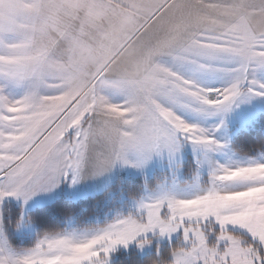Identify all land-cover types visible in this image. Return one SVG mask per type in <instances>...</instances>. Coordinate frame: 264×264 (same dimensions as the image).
Returning <instances> with one entry per match:
<instances>
[{
	"label": "snow or ice",
	"instance_id": "obj_1",
	"mask_svg": "<svg viewBox=\"0 0 264 264\" xmlns=\"http://www.w3.org/2000/svg\"><path fill=\"white\" fill-rule=\"evenodd\" d=\"M257 97L264 0H0V206L155 157L178 169L186 144L223 152V121L205 127L181 113L226 116ZM130 200L127 213L45 231L23 250L10 243L0 207V264H112L120 247L174 235L178 243L163 254L157 244L150 264H264V149L210 161L195 194L166 179ZM30 224L21 210L12 226Z\"/></svg>",
	"mask_w": 264,
	"mask_h": 264
},
{
	"label": "rangeland",
	"instance_id": "obj_2",
	"mask_svg": "<svg viewBox=\"0 0 264 264\" xmlns=\"http://www.w3.org/2000/svg\"><path fill=\"white\" fill-rule=\"evenodd\" d=\"M179 70L188 75L193 74V69L192 66L190 65H184ZM196 75L201 80V82L212 86H220V84L222 83L220 79L213 78L212 76H209L207 74L198 73ZM116 98L117 100H120L119 97ZM261 113H264V98H259V97L254 98L247 103H242L237 107H234L233 110L230 113H228L226 116L211 117L205 119L191 112H182L181 115H183L184 119H186L187 121L191 123H200L205 127H214L219 125L221 121H223L222 126L219 127V130L215 132V137L217 140H220L221 142H226L228 147L223 152L206 153V151L203 149H194L191 144H186L184 145L178 157V161L180 165L178 169L175 168L174 165L169 163L167 156L155 157L157 161L153 162L151 160L150 163H148L145 166L146 169L143 168L144 169V171L142 172L143 174L142 173L135 174L134 171L132 175L124 174L125 171L122 172L121 170H119L120 169L119 165H117L115 168H113L114 174L110 184L107 186V188L109 189L105 192L104 195L105 201L103 202V204L100 205V207L114 200L117 201L114 207L117 206L118 207L115 210L106 211L103 214L104 216L92 217L91 220H93V222L97 224L100 223L102 220L111 219L112 216L115 215L116 210H120L127 213L128 206L130 205L131 200L130 197L126 196L123 189H127V187H130L131 184L135 183L136 180L139 179L142 181H145L146 179L151 177L156 179L153 187H155L161 181L167 179L170 182V184L175 183L178 186H185V185L188 186L192 194H195V192L199 190V187H202L208 181L210 161L218 162V163H226L229 160H242L246 157L243 155H238L232 149L231 141L234 135L238 131L247 129L249 125H251L252 122ZM259 155L260 153L254 157H259ZM198 161H203V163L199 167V181L195 186H193L192 185L193 174L197 171ZM143 169L140 170L142 171ZM144 186L145 184L143 183L141 191L143 190ZM71 200H75V199H71ZM5 204L7 203H3V205L0 207L3 208ZM36 206H33V208L21 207L20 210H23V214L26 215V213H29L32 210H34ZM66 228L68 229L77 228L74 226V220L72 217H71V221L66 219ZM13 234L18 238H28V237L32 238L36 235V228L31 223L30 225L21 227L19 230L14 228ZM173 241H178L175 235L172 237L171 241H169L167 238H163L159 241L153 240L151 246H145L142 250L138 248L135 243H132L126 249L120 247L116 251H114L111 254V261L115 253H117L118 251L126 252L129 249L135 248V251L139 256H145L151 251L154 244L155 245L165 244V243L170 244Z\"/></svg>",
	"mask_w": 264,
	"mask_h": 264
},
{
	"label": "trees",
	"instance_id": "obj_3",
	"mask_svg": "<svg viewBox=\"0 0 264 264\" xmlns=\"http://www.w3.org/2000/svg\"><path fill=\"white\" fill-rule=\"evenodd\" d=\"M232 149L238 154L243 156L254 157L264 149V113L252 122L251 125L245 130L238 131L232 141ZM156 179L148 178L145 181L136 180L127 189H123L127 197L141 192L143 183L149 187H153ZM77 198L71 200L67 196H58L53 202L43 205H38L34 210L26 213L25 216L31 217V223L36 228V235L32 238H18L14 236L13 230L16 219L21 214V205L7 203L3 207L5 224L8 225V237L13 248L23 250L31 248L37 239L38 234L45 231H60L66 228V219L72 217L74 226L77 228H87L95 225L92 217L104 216L106 211L115 210L117 207L114 205L116 200L110 201L100 207L105 201V192ZM110 220V219H109ZM11 221V224H9ZM102 220L100 223H104ZM178 241H173L170 244H159L160 252L163 254L172 245ZM157 244L153 245L151 251L145 256H139L135 248L128 251H118L112 258V264H150V261L156 255Z\"/></svg>",
	"mask_w": 264,
	"mask_h": 264
},
{
	"label": "crops",
	"instance_id": "obj_4",
	"mask_svg": "<svg viewBox=\"0 0 264 264\" xmlns=\"http://www.w3.org/2000/svg\"><path fill=\"white\" fill-rule=\"evenodd\" d=\"M13 94L19 95V92L15 91L13 92ZM113 99L115 102L119 101L117 100L116 97H114ZM152 161L155 162L157 160L156 158H153ZM119 168H120L119 170H121L122 172L125 171L124 174H129V175H132L134 172L135 174H140L144 171V169L141 171L140 169H136L130 166H120L119 165ZM144 168L146 169V167ZM113 174L114 173L112 169L111 171L100 173V174H95V175L88 174L76 184H71L67 182L61 183L56 188L52 189L51 191L37 193L26 204L23 203V201L17 200V199H8V200H5L4 203H12L16 205H21L22 208L23 207L33 208V206H36V205H43V204L51 203L57 196H67L70 199H77L81 197L98 194V193L103 192L107 188V186L111 182Z\"/></svg>",
	"mask_w": 264,
	"mask_h": 264
},
{
	"label": "clouds",
	"instance_id": "obj_5",
	"mask_svg": "<svg viewBox=\"0 0 264 264\" xmlns=\"http://www.w3.org/2000/svg\"><path fill=\"white\" fill-rule=\"evenodd\" d=\"M149 243H152V241H149Z\"/></svg>",
	"mask_w": 264,
	"mask_h": 264
}]
</instances>
